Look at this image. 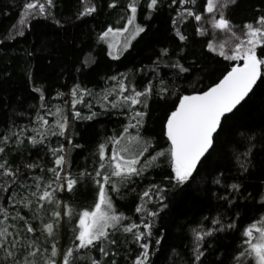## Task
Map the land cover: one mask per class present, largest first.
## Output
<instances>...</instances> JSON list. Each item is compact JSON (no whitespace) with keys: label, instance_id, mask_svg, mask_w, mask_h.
<instances>
[{"label":"trees","instance_id":"16d2710c","mask_svg":"<svg viewBox=\"0 0 264 264\" xmlns=\"http://www.w3.org/2000/svg\"><path fill=\"white\" fill-rule=\"evenodd\" d=\"M220 1L221 10L208 13L207 0H157L154 8L151 0H135L132 25L144 31L127 46L121 40L114 56L104 33L130 25L133 0H52L44 14L34 12L24 24L30 0H0V206L8 214L5 220L0 213V221L11 233L0 264H46L53 244L56 264H63L68 249L70 264H135L144 243L145 264H256L246 252L244 232L264 222V64L251 93L222 118L211 149L184 182L175 179L165 127L182 97L208 89L236 64L228 53L237 38L246 39L245 25L256 26L264 17V0ZM88 7L95 11L82 14ZM221 13L235 36L213 27ZM256 55L264 59V45ZM149 86L141 103L124 101ZM74 99L82 102L73 107ZM64 118L67 128L60 136L57 121ZM61 146L63 153L56 155L65 157L62 170L53 155ZM114 149L139 160V175L111 177L106 185L115 214L124 219L108 229L106 239L77 249L79 214L98 201L96 172L111 176L107 162ZM5 170L15 177L3 175ZM69 178L76 181L71 191ZM45 190L51 201L39 199ZM49 223L52 235L44 228ZM131 224L139 228L123 231ZM137 232L150 235L138 241Z\"/></svg>","mask_w":264,"mask_h":264},{"label":"snow or ice","instance_id":"6c2138e0","mask_svg":"<svg viewBox=\"0 0 264 264\" xmlns=\"http://www.w3.org/2000/svg\"><path fill=\"white\" fill-rule=\"evenodd\" d=\"M182 2H184V0H182ZM217 2L218 0H207L206 11L208 13L215 12L217 10ZM45 4L51 6L52 0H43V2H41V0H30V2L25 3L24 18L21 19L20 23L24 24L27 16L34 12L38 11L39 14H44L46 11ZM156 4L157 0H151L149 7L154 8ZM128 7L131 9L132 13V18L128 20V24L131 25L137 11L135 0H133ZM94 11V7H88L82 14H91ZM188 14L193 15L191 12ZM195 19L199 21L201 20V16L195 15ZM213 27L229 32L235 36V33H232L230 22L224 18L223 13L220 14L219 19H213ZM245 29L246 39L237 38L239 42L233 49L234 54L227 57L232 60L242 59L244 61L243 67H233L220 83L201 95L184 96L180 101L177 110L172 112L167 120V136L172 145L169 151L174 166L175 179L178 182H184L191 176L201 156L211 147L213 134L219 128L221 118L225 116L226 113L231 112L247 95L260 76V67L264 64V59L257 57L256 48L257 46L264 45V17L259 18L256 26L253 24L245 25ZM111 31L112 29H109L108 32L104 33V36L107 37ZM125 31H127V29H125ZM135 31L138 34L139 32H143L144 29L142 27H137ZM180 39H184V37L180 36ZM209 47L212 48V50H215L213 45L210 44ZM223 47V45H220L221 51L219 54L222 56L225 55V52L222 50ZM121 88H124L123 84H121ZM77 91L78 89L72 90V95L74 97L76 96ZM150 91L151 87L149 86L144 92H135L133 96L124 97V101H130L133 105L139 104L141 103L139 97L146 96ZM80 102H82V99H74L73 107L76 103ZM75 115L79 116V113H76ZM135 115L141 117L143 113L137 112ZM91 118L92 117H87V119ZM38 119L43 120V117H38ZM43 123L47 124V121H43ZM57 125L60 129L58 134L63 136L65 129L67 128V119L64 118L63 122L58 120ZM131 126L135 127V125ZM125 131H127V129H125ZM43 135L44 133H41L42 137ZM3 139L6 141L8 137L5 136ZM32 142L36 143L37 141L35 138H32ZM112 143L119 145L120 140H113ZM3 151L4 149L0 147V153ZM63 151V146L53 150V155L56 156L55 165L60 167L61 170L65 164V157L64 155L57 156L56 154L63 153ZM123 151H127V149H123ZM100 155L103 161L105 156V145L100 146ZM159 155H163V153H160ZM153 159H155V157H153ZM137 163H139L137 158L125 159L124 156L120 155V150L114 149L110 160L107 162L108 167L111 168V176L107 174L102 175L100 171L96 172V176L100 177L103 180V183H101V179L96 180V183L99 185L98 201L94 204L93 210L83 211L79 214V232L76 237V240L79 241L76 245L77 249L88 248L89 246H92L94 242L106 239L108 236V229L110 227L115 228L120 224L121 220L124 219L122 215L115 214L111 199L107 194L106 185L110 183L111 177H127L133 174L139 175L140 172L135 167ZM29 167L32 166L30 165ZM104 167L105 163L102 162L100 168L103 169ZM0 169H5L4 163H0ZM49 171L56 176L57 180L60 179V172L57 171L56 168H52ZM3 175L15 177L16 174L10 170H5ZM75 183V180L70 178L67 179V189L71 191ZM58 186L60 188L64 187L63 184ZM48 187H51V185ZM233 187L238 188L237 185H233ZM148 194V192L144 193L145 196H148ZM33 195H35V193ZM39 199L51 201L52 193L45 190ZM140 210V208L137 209V211ZM0 213L4 215V219L6 220L8 214L2 206H0ZM66 214L70 216L72 214L71 210L66 209ZM53 215L59 217L60 213L56 212L53 213ZM152 215H155V213H152ZM144 227L150 229L151 226L145 224ZM44 228L49 235L53 234V224H46L44 225ZM138 228L139 225L131 224L130 226L125 227L123 231L132 232L133 229ZM27 231H33L31 226L27 227ZM254 233L258 234L255 237L256 242H253ZM10 235L11 233L8 232V228L3 226V222L0 221V249L6 248L8 237ZM145 235H150V232H137L136 239L139 241ZM205 235H211V232L205 233ZM244 235L248 237L245 241L248 245V248L246 249L247 254L255 259L256 264H264V222H262V226H257L256 224L250 225L245 230ZM197 238L202 240L203 235H199ZM15 243H17V241H13V246H15ZM141 247L143 248V252L141 257L135 261V264H145L147 260L149 245L144 243ZM36 251H39V249L37 248ZM101 251L103 252L104 250L101 249ZM72 252V249H68L63 258V264H70ZM8 254L12 255V252L8 251ZM29 255L34 256L35 252H30ZM56 255L57 249L55 244H53L51 255L47 259L46 264H56L55 259H53ZM200 255H202V253L197 255V260H199ZM240 255H245V252H241ZM25 264H31V262L26 261ZM93 264H97V262L93 261Z\"/></svg>","mask_w":264,"mask_h":264},{"label":"rangeland","instance_id":"374dc122","mask_svg":"<svg viewBox=\"0 0 264 264\" xmlns=\"http://www.w3.org/2000/svg\"><path fill=\"white\" fill-rule=\"evenodd\" d=\"M225 2H221L220 0H218L217 2V9L218 10H221V7H222V4H224ZM125 29H127V31H125ZM126 34V36H124ZM136 31H135V27L131 24L129 25L128 27L126 26L123 30L121 31H112L108 36H107V42H108V45L110 47V49L115 52L116 54H114V56L117 55V52H118V49H119V46L121 45L120 44V41L123 40L124 43H126V46L127 44L129 43V41L135 37L136 35ZM220 51H221V48H220ZM234 54L233 52V49L231 52L228 53V57L229 56H232ZM232 60V59H230ZM240 60L242 59H239V60H233L235 61V63H238ZM175 172V171H174Z\"/></svg>","mask_w":264,"mask_h":264},{"label":"water","instance_id":"95a60500","mask_svg":"<svg viewBox=\"0 0 264 264\" xmlns=\"http://www.w3.org/2000/svg\"><path fill=\"white\" fill-rule=\"evenodd\" d=\"M243 63H244V61L243 60H240L238 63H236L234 66H232L231 67V69L217 82V83H215L214 85H212L211 87H209L208 89H206V90H204V91H202V92H199V93H194V94H190V95H186V96H192V95H201V94H203L204 92H206V91H208L210 88H212V87H215L218 83H220V81L221 80H223V78L232 70V68L233 67H236V66H240V67H243ZM260 74H261V67H260ZM259 78H260V76H259ZM259 78L257 79V81L255 82V84L252 86V88H251V90L247 93V95L233 108V110L242 102V101H244V99L251 93V91L253 90V88L255 87V85H256V83L258 82V80H259ZM183 99V97L180 99V101ZM180 101L178 102V104H177V106H176V108L174 109V111H176L177 110V108L179 107V104H180ZM232 110V111H233ZM173 111V112H174ZM231 111V112H232ZM231 112H229V113H226L225 114V116L226 115H228V114H230ZM171 115V114H170ZM170 117V116H169ZM168 117V118H169ZM224 117V116H223ZM222 117V118H223ZM168 118H167V120H168ZM222 118H221V120H222ZM166 133H167V121H166ZM218 130V129H217ZM217 132V131H216ZM216 132L213 134V137H214V135L216 134ZM213 137H212V141H213ZM170 140V139H169ZM170 145H171V141H170ZM172 146V145H171ZM212 146V145H211ZM211 149V147L201 156V158L199 159V161H198V163L196 164V166L199 164V162L203 159V157L209 152V150Z\"/></svg>","mask_w":264,"mask_h":264}]
</instances>
